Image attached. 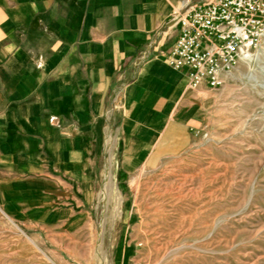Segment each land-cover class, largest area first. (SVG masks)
<instances>
[{"label":"crops","instance_id":"1","mask_svg":"<svg viewBox=\"0 0 264 264\" xmlns=\"http://www.w3.org/2000/svg\"><path fill=\"white\" fill-rule=\"evenodd\" d=\"M200 1L0 0V209L8 217L33 230L78 231L97 203L111 137L119 169L131 174L170 131L186 128L206 88L193 89L187 72L167 63L178 37L170 17Z\"/></svg>","mask_w":264,"mask_h":264},{"label":"rangeland","instance_id":"2","mask_svg":"<svg viewBox=\"0 0 264 264\" xmlns=\"http://www.w3.org/2000/svg\"><path fill=\"white\" fill-rule=\"evenodd\" d=\"M245 56L146 166L123 173L115 140L78 231L33 230L0 209V264H264V40Z\"/></svg>","mask_w":264,"mask_h":264},{"label":"built area","instance_id":"3","mask_svg":"<svg viewBox=\"0 0 264 264\" xmlns=\"http://www.w3.org/2000/svg\"><path fill=\"white\" fill-rule=\"evenodd\" d=\"M178 37L167 63L186 71L193 89L223 88L242 57L264 38V0L185 2L170 17Z\"/></svg>","mask_w":264,"mask_h":264},{"label":"bare ground","instance_id":"4","mask_svg":"<svg viewBox=\"0 0 264 264\" xmlns=\"http://www.w3.org/2000/svg\"><path fill=\"white\" fill-rule=\"evenodd\" d=\"M263 40H264V38H263ZM263 40H262V42H263ZM248 57L249 56H243L242 57V59H241V62H245L247 59H248ZM250 58V57H249ZM115 140H116V138H113V137H111L109 140H108V143L110 144V146H112L113 147V144H114V142H115ZM111 147V149H110V151H113V148ZM112 158V157H111ZM109 175H111V174H109ZM111 178H112V175H111Z\"/></svg>","mask_w":264,"mask_h":264}]
</instances>
